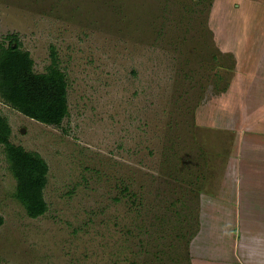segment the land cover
<instances>
[{
    "label": "rangeland",
    "instance_id": "rangeland-1",
    "mask_svg": "<svg viewBox=\"0 0 264 264\" xmlns=\"http://www.w3.org/2000/svg\"><path fill=\"white\" fill-rule=\"evenodd\" d=\"M13 39L37 73L55 51L69 115L43 124L0 97L10 143L49 165L31 218L0 143V264H193L212 239L198 193L237 121L258 128L264 0H0Z\"/></svg>",
    "mask_w": 264,
    "mask_h": 264
},
{
    "label": "crops",
    "instance_id": "crops-1",
    "mask_svg": "<svg viewBox=\"0 0 264 264\" xmlns=\"http://www.w3.org/2000/svg\"><path fill=\"white\" fill-rule=\"evenodd\" d=\"M252 99L261 102L258 128L237 121L226 170H213L209 192L198 193L208 197L212 239L193 264H264V85Z\"/></svg>",
    "mask_w": 264,
    "mask_h": 264
},
{
    "label": "trees",
    "instance_id": "trees-1",
    "mask_svg": "<svg viewBox=\"0 0 264 264\" xmlns=\"http://www.w3.org/2000/svg\"><path fill=\"white\" fill-rule=\"evenodd\" d=\"M15 40L7 45L0 43V97L28 118L61 126L69 115L68 80L57 65L55 51H52L54 59L48 71L37 73L30 52L23 50ZM11 132L8 121L0 117V143L6 145L7 160L17 180L15 197L31 218H38L49 208L44 197L49 165L41 154L11 144ZM4 222L0 213V228Z\"/></svg>",
    "mask_w": 264,
    "mask_h": 264
},
{
    "label": "water",
    "instance_id": "water-1",
    "mask_svg": "<svg viewBox=\"0 0 264 264\" xmlns=\"http://www.w3.org/2000/svg\"><path fill=\"white\" fill-rule=\"evenodd\" d=\"M22 132H25V129L24 128L22 129Z\"/></svg>",
    "mask_w": 264,
    "mask_h": 264
}]
</instances>
